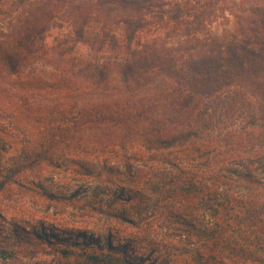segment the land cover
<instances>
[{
	"label": "trees",
	"instance_id": "1",
	"mask_svg": "<svg viewBox=\"0 0 264 264\" xmlns=\"http://www.w3.org/2000/svg\"><path fill=\"white\" fill-rule=\"evenodd\" d=\"M11 1L0 0V7H9L0 15V102L9 97V86L21 93L57 92L66 100L49 106L20 96L17 113L0 103V119L13 120L18 131H27L32 117L42 124L45 134L33 163L59 149L91 154L118 147L126 155L132 141L154 154L149 159L158 154L175 165L169 156L177 151L199 164L210 154V133L234 119L252 129L246 134L250 148L264 146V0H253L245 16L228 0ZM174 7L177 14H169ZM226 13L233 27L216 29L220 20L230 22ZM54 30L62 34L48 42ZM80 44L95 56L79 53ZM88 131L105 137H72ZM210 180L255 197L250 214L234 218L235 230L247 221L263 223L264 181L232 169ZM250 230L242 237L253 235V250L237 249L220 236L221 250L211 245L208 254L196 250V263L264 264V230ZM109 249L107 244L82 256L90 264H132L126 248L116 254ZM62 254L69 257L73 250ZM0 257L12 260L3 248Z\"/></svg>",
	"mask_w": 264,
	"mask_h": 264
},
{
	"label": "rangeland",
	"instance_id": "2",
	"mask_svg": "<svg viewBox=\"0 0 264 264\" xmlns=\"http://www.w3.org/2000/svg\"><path fill=\"white\" fill-rule=\"evenodd\" d=\"M252 1L228 0V4L245 16ZM8 8L1 5L0 15ZM177 10L171 8L169 14L176 15ZM226 16L230 22L220 20L214 24L216 29L233 27L234 19ZM61 34L54 30L48 42ZM77 51L96 54L84 44ZM8 90L9 97L2 101L15 113L22 111L20 96L49 106L66 102L57 92L21 93L12 86ZM39 122L29 118L27 131H18L13 120L0 119V248L12 256V260L0 257V264H90L82 254L100 252L107 244L112 254L126 248L132 264H198L195 251L208 254L209 245L220 251V236L232 240L237 249H254L249 245L255 242L253 235L245 240L242 234L264 230V221H247L243 229L235 230L234 218L250 214L255 197L210 180L232 169L264 181V146L247 145L246 134L252 129L241 119L227 121L210 133V154L199 164L174 151L169 157L175 165L158 154L149 159L154 154L132 141L127 143L126 155L118 147L91 154L59 149L48 160L33 163L45 134ZM110 132L118 140L117 132ZM87 133L72 137L75 141L105 137L99 131ZM261 217L264 220V214ZM261 237L264 241V234ZM65 249L73 254L64 257Z\"/></svg>",
	"mask_w": 264,
	"mask_h": 264
}]
</instances>
